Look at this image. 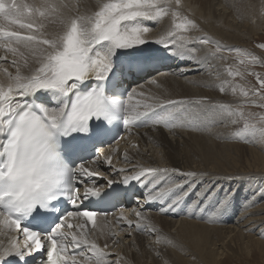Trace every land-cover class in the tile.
<instances>
[{
	"label": "snow or ice",
	"instance_id": "snow-or-ice-1",
	"mask_svg": "<svg viewBox=\"0 0 264 264\" xmlns=\"http://www.w3.org/2000/svg\"><path fill=\"white\" fill-rule=\"evenodd\" d=\"M180 2L97 0L96 10L90 14L68 15L66 6L53 0H0V49L14 57L0 56V61L16 68L15 74L5 69L9 82L0 83V222L14 226L25 238L23 245L0 246V264H35L34 253L45 256L42 264H120L119 258L107 259L111 255L105 251L107 242L101 246L84 232L89 222L95 226L98 214L87 205L108 195L91 181L99 173L86 163L101 159L97 145L122 138L119 127L126 132L149 126L173 132L210 131L217 125L242 123L237 138L264 142V115L257 117L245 110L253 105L264 108V77L255 72L247 75L256 77L258 87L246 89L228 80L219 85L222 94H241L243 102L235 105L207 96L126 104L142 95L133 88L125 90L126 74L135 76L163 59L122 55L132 49L159 46L169 58L183 62V67L178 65L173 71L183 76L207 71L204 65L211 68V60L225 59L223 51L244 57L239 59L240 65L258 62V57L243 49L229 48L206 35H188L199 25L180 12ZM166 17L169 27L158 39L149 40L152 27ZM50 20L59 22V31L46 30ZM210 45H215L214 50ZM258 47L264 49V44ZM22 49L36 67H29V55ZM201 51L205 52L202 57ZM117 62L122 65L119 73L114 71ZM21 67L27 71L22 72ZM225 71L231 78L244 76L231 66ZM253 120L260 122L259 128ZM124 159L128 161L127 153ZM105 162L111 165V158ZM116 173L126 174L120 180L105 177L108 189L138 183L144 191L136 198L137 204L141 208V200L157 204L158 211L165 214L186 210L195 218L196 212L226 209L234 195L220 196L218 184L205 182L218 180L215 176L179 166L134 164ZM258 194L264 199V188ZM112 195L121 193L114 189ZM66 205L75 211H67ZM135 216L137 222L127 220L126 227L153 235L165 249L177 246L147 222L143 211ZM69 217L83 219L79 231H62L66 226L76 227L67 223ZM115 237L113 233V243H119ZM70 248L80 249L71 259L66 256ZM156 254L162 256L161 251Z\"/></svg>",
	"mask_w": 264,
	"mask_h": 264
},
{
	"label": "bare ground",
	"instance_id": "bare-ground-1",
	"mask_svg": "<svg viewBox=\"0 0 264 264\" xmlns=\"http://www.w3.org/2000/svg\"><path fill=\"white\" fill-rule=\"evenodd\" d=\"M207 1L208 3L205 5L200 4L201 1L199 0H181L180 2V12L199 25L198 30H192L188 33L191 37L197 38L206 35L230 48L244 35L251 37V33L258 32L255 28L251 30V23H248L253 17L255 5L252 8V3L256 0H246L249 2L246 4L248 5L247 11L242 9L245 11H241L240 14L235 11L248 20L247 22L244 19L245 21L242 20L240 23H237L236 18H234L235 13L227 12L229 11L227 9L230 7L229 4L227 5L229 7H225L226 5L219 3L218 0ZM27 2L32 3L34 0H27ZM53 2L65 5L64 11L68 15H87L95 11L97 7V0H53ZM169 25L170 21L164 18L159 25L152 27L148 39H158ZM60 27L59 22L52 20L46 22L48 32H57ZM210 46L215 48V45ZM22 51L29 55V67H36L37 65L32 61L27 50L22 49ZM4 55H7L8 60L14 59L11 54H6L3 49H0V56ZM122 55L162 57L163 59L154 62L149 67L156 65L165 67L158 74V71L150 72L146 78L139 79L140 82L135 84L133 88H135L136 93H142V95L134 96L133 101L128 103L146 104L154 103L157 100L198 98L201 96L234 105L240 102V100L235 101L231 93L222 94L218 90L219 85L228 78L225 73L226 65H223L224 59L211 60V68L204 65L207 71L192 72L183 76L178 72L173 74L178 65L183 67V62L169 58L167 53L157 45H145L143 49H132ZM199 55L202 57L205 52L201 51ZM171 61H174L172 62L174 65L169 67ZM5 69L15 74L16 68L10 63L0 61V83L6 85L9 81ZM21 71L25 72L27 69L21 67ZM153 80L156 83H153ZM238 127L239 124L230 123L217 125L210 131H203V133L190 129H177L173 132L163 128L154 129L151 126L131 129L127 132L123 142L114 147L115 156L111 165L106 163L105 159L88 168L95 170L98 166L100 171H105L109 176H112V179L120 180L122 175L126 173L118 175L116 170L131 169L134 164L146 167L171 168L179 166L184 170L208 173L210 176H215L231 185L236 183V185L248 184L250 186V183H246L245 179L264 180V156L258 150L236 145L232 142L230 136ZM127 139L128 143H126ZM124 143L129 147L125 146L126 148L122 149ZM125 153L128 154V161L124 159ZM98 181L106 183L103 178H98L96 182ZM241 194L245 198L238 202L237 207L235 204L234 207L231 206L232 214L228 208L196 212L195 218L186 210L165 214L158 211L159 205L148 204L143 201V208L136 205L133 210L116 213L112 219H103L94 227L88 225L84 232L88 233L90 239L97 240L101 246L107 242L108 247L105 251L111 254L107 257L110 262L119 258L120 264H196L201 261L204 264H222V260L227 255L235 256L244 251L249 253L252 248L264 249V242L260 238L261 230L264 228V204L242 215L244 218L239 217L243 220L240 219L234 227H208L184 219L201 222L208 220L209 224L215 226L234 223L237 221L235 217L243 213L244 206L249 204L247 200L249 198L247 196L248 191L245 190ZM137 211H143L144 216L147 217V222L155 225L162 236L177 241L181 253L169 248L165 249L162 244H157L153 235L144 233L140 229L126 227L127 220L137 222L135 216ZM122 216L126 220H122ZM228 217L231 218L227 220ZM82 223H77V229L69 233L79 231V225ZM113 233H116L115 239L119 243H113ZM19 237L20 234L13 230V226L0 222V246L22 245ZM157 251H161L162 256H157ZM254 253L256 254V252ZM194 257L196 259L191 261L190 259ZM77 260L80 261L81 257Z\"/></svg>",
	"mask_w": 264,
	"mask_h": 264
},
{
	"label": "rangeland",
	"instance_id": "rangeland-1",
	"mask_svg": "<svg viewBox=\"0 0 264 264\" xmlns=\"http://www.w3.org/2000/svg\"><path fill=\"white\" fill-rule=\"evenodd\" d=\"M199 1H201L200 4L202 3L203 5L208 3L207 0H199ZM218 2L222 3L223 5L225 4L226 5L225 7H229V6H227L229 4L231 8L230 7L227 8V9H229V11H227V12H229L231 14L235 13V11H237L240 14V13L244 12L246 9L248 10V5H246V4H249V2L246 0H218ZM216 4H217V1H216ZM252 5H253L252 8L254 7V5H255V7L256 6H258V7H256V8L254 7V9H253L254 12H253V17L251 16L252 19H250L251 22L250 21L248 22V20H246L245 17L244 18L241 17L238 13L234 14V18H236L237 23H240V22H242V20L245 19L248 23H251V30L255 28L258 32L251 33L252 34L251 37H248V36L245 37V35H244V37H242L241 40H238L237 43H234V45H232V47H230V48H240V49L245 50L246 52H250L253 56L259 58L258 62L255 64L240 65L239 59L244 58V57L237 56V54L234 52H232V53H230L228 51L222 52V55L225 57V59L223 60V65H226V68L231 66L234 70H240L241 72L244 73L243 77L231 78V77L227 76L228 77L227 80L230 81L231 84H233V85L239 84L243 88H246V89H250L252 87H258V82H257L256 77L252 76V75H247V72H255V73H258L260 76L264 77V49H261L260 47H258L259 44H264V0L253 1ZM242 6H244V7L240 8ZM238 7H239V9H238ZM236 9H238V10H236ZM242 9H245V10H242ZM256 9H258V10H256ZM255 15H257V16H255ZM166 19L168 21H170L167 17H166ZM209 47H211V46H209ZM212 49H214V48H212ZM248 59H250V57H248ZM225 73L227 74L226 71H225ZM232 98L235 101L240 100L239 103L243 102V97L241 96V94L239 92L236 95H232ZM245 110L247 112H252V113L257 114V117L260 115H264V108H261V107L255 106V105L247 107ZM252 123H255L257 128L260 127V122H258L257 120H253ZM242 128H243L242 123L239 124L238 128H235V130L233 131V133L230 136V139H232V142L235 143L236 145H241V146H245L248 148L258 150L264 156V142H245V139L237 138V133L242 132ZM200 133H203V131H201ZM243 135L245 137L247 136L246 133H244ZM248 139H251V138L248 137ZM128 142L129 141H127L126 143H128ZM226 142L229 143V141H226ZM126 143L122 146V149L126 148L125 147V146H127ZM127 147H129V146H127ZM245 181H246V183H250V186L248 184H238V183H237L238 185H236V183H234V185H231L230 183H228L224 180H221L219 178H218V180L205 181L206 183L218 184L220 186V196H223L224 194H226L228 192L234 193V195L231 198L230 204L227 206V208L230 210V214H232L231 206L234 207V204H235L237 207L238 202L241 199L245 198V196H242L241 193L245 190L248 191L247 196L249 198L247 200H248L249 204L244 206V212L243 213H241L235 217L237 220L236 222L231 223V224H226V225L215 226V225L209 224L210 222L208 220H206L204 222L197 221V220H189V219H184V220L201 223V224H204L205 226H208V227H234V226H236V224L240 221V219L244 218V216L242 217V215L247 214L248 212L255 209L256 207H260L264 204V199H260V196L258 194V190L260 188H264V180L251 179V178L248 179L247 178V179H245ZM239 217H241V218H239ZM230 218L231 217H228L227 220H229ZM241 220H243V219H241ZM261 231L262 232L260 233V238L264 242V228ZM154 241L156 242V240H154ZM176 244H177L176 247L169 248V249H171L172 251L181 253V249H180V246L177 243V241H176ZM262 251H264V249L261 250L259 248H252V250H250L249 253L245 252V251L240 252L239 254H237L235 256L233 255L234 257L231 255H227L222 260V264H264V252H262ZM254 252H256V254ZM188 258H190V257H188ZM194 259H196V257L191 258L190 260L194 261ZM144 260L146 261L147 259H144ZM196 264H204V263H202V261H201V262L196 263Z\"/></svg>",
	"mask_w": 264,
	"mask_h": 264
}]
</instances>
